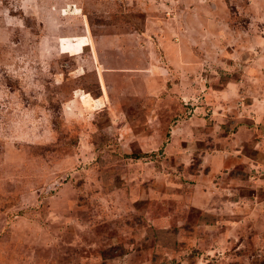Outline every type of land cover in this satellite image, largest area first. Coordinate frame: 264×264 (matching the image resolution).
<instances>
[{"label": "rangeland", "instance_id": "obj_1", "mask_svg": "<svg viewBox=\"0 0 264 264\" xmlns=\"http://www.w3.org/2000/svg\"><path fill=\"white\" fill-rule=\"evenodd\" d=\"M0 264H264V0H0Z\"/></svg>", "mask_w": 264, "mask_h": 264}, {"label": "trees", "instance_id": "obj_2", "mask_svg": "<svg viewBox=\"0 0 264 264\" xmlns=\"http://www.w3.org/2000/svg\"><path fill=\"white\" fill-rule=\"evenodd\" d=\"M202 216H203V218H205V219H208V218L211 219V216H209L208 214H202ZM163 233H168V234L171 235V232H169V231L167 232L166 230H165ZM172 240H174V238H173ZM175 243H176V242H175Z\"/></svg>", "mask_w": 264, "mask_h": 264}]
</instances>
